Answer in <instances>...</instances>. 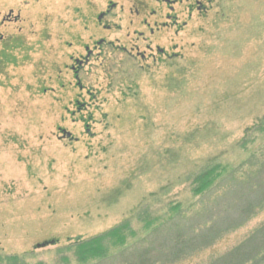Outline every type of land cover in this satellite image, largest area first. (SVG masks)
<instances>
[{
  "label": "rangeland",
  "instance_id": "374dc122",
  "mask_svg": "<svg viewBox=\"0 0 264 264\" xmlns=\"http://www.w3.org/2000/svg\"><path fill=\"white\" fill-rule=\"evenodd\" d=\"M229 174L264 176V0H0V264H82L69 247L125 221L137 237L89 264H130L173 207L210 221ZM262 226L264 201L175 264Z\"/></svg>",
  "mask_w": 264,
  "mask_h": 264
},
{
  "label": "trees",
  "instance_id": "16d2710c",
  "mask_svg": "<svg viewBox=\"0 0 264 264\" xmlns=\"http://www.w3.org/2000/svg\"><path fill=\"white\" fill-rule=\"evenodd\" d=\"M214 172L215 169L207 168L205 172L195 177L194 184L197 187L194 189V193L196 196L206 197L213 193L209 189L218 178V176L214 178ZM233 174H229L219 183V185L228 187L224 196H218L215 199V205L209 207L208 211L206 210L205 214L210 218V221L207 220L204 226H194L195 223L191 226L193 221L186 220L181 207L175 206L168 214V219L153 228L149 234L153 239L163 238V240L162 238L157 239L160 241V248H143L142 242L135 246L131 245L133 247H127L129 249L119 256L131 255L132 258L128 261L130 264H154L159 262L158 259L153 263L150 258L153 254L158 253L160 258L169 257L170 262L175 264V262L182 261L211 246L225 232L241 226L255 213V209L263 204L264 176L254 174L252 178L241 182ZM226 195L230 196L232 200H229L231 198L227 199ZM225 199L227 200L225 201ZM183 223H190V226H184ZM146 224H148L146 230H149L152 226L150 223ZM165 232L169 233L170 237L162 236ZM136 237L137 232L132 229L129 221H125L105 233L83 242L79 241L69 248L75 250V256L80 263L89 264L108 259L111 257L109 256L111 249L117 246L125 248L127 243ZM132 248H137V252H132ZM211 264H264V226L230 253Z\"/></svg>",
  "mask_w": 264,
  "mask_h": 264
}]
</instances>
